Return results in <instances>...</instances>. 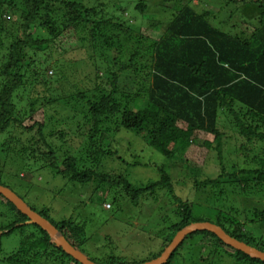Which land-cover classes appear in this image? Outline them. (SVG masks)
Here are the masks:
<instances>
[{"label": "rangeland", "instance_id": "rangeland-1", "mask_svg": "<svg viewBox=\"0 0 264 264\" xmlns=\"http://www.w3.org/2000/svg\"><path fill=\"white\" fill-rule=\"evenodd\" d=\"M75 1H82L97 9L107 7L105 10L109 12L108 16L120 18L121 24L129 26L133 34L124 35L125 39L121 36V46L111 49L107 42L90 37L92 27H79L77 33H65L64 28L69 26L64 9L58 19H53L55 36L50 34L48 29L41 27L40 20L36 26L30 27L26 35H31L35 42L43 44L24 50L26 58L18 72L24 76L25 86L19 90L14 102L18 106V112L24 120L26 119V126H30L35 120L42 121L44 136L38 133V128L27 132L19 126L12 127L0 135L1 148L4 149L3 144L9 145L8 155L0 150V156H6L4 181L15 184V191L31 208L34 206L40 211L45 208L50 210V220L59 223L72 219L79 224H85L83 241L87 250L84 248V251L91 260L105 264L111 254L122 261L139 264L145 262L142 259L164 250L165 241L170 237V225L176 220L175 210L179 206L173 195L167 189H160L154 195L149 193L143 196L140 205L136 207L125 196L123 188L111 191L99 182L86 186L70 183L51 166L47 155L53 150L61 163L65 156L80 158L85 154L84 150L87 153L85 148H88L90 127L84 124V116L89 106L78 94L84 92L89 99H93L101 95L96 88L106 94L111 92V72L119 70L112 61L127 63L134 50H139L142 55L137 59L138 64H147L148 49L154 42L164 41L167 24L173 19V8L178 6L180 1ZM246 1L244 4H234L231 0H193L190 1V6L196 7L199 13L211 11L215 16L211 20L215 27L251 41L252 35L262 24L260 13L254 9L255 4ZM142 2L147 6L144 13L137 9ZM166 6L173 10L167 12L164 9ZM3 12L0 17V28H3L0 35V87L6 80L3 72L8 64L10 47L26 38L21 26L22 13L8 5L3 8ZM136 36L144 37L143 43L137 48L134 45L135 39L128 38ZM131 42L134 43L130 45ZM119 75V88L133 86L134 81L136 82L135 79H129L135 77L134 74ZM118 97L124 100L121 93ZM32 104L36 114L35 120L29 119L28 110ZM147 105H150L148 101L144 103V106ZM229 116V119L223 116L219 124L225 135L222 158L220 159L217 151H210L198 177L193 176L183 162L168 161L163 154L150 147L145 139L135 133L126 130L117 133V125L113 120L101 126V130L106 132V129L110 128L111 132L113 131L110 134L112 136L107 138L106 150H118V153L105 158L99 173L111 175L112 179L123 175L134 187L142 188L160 180L163 174L159 169L164 167L172 179L175 194L193 206V219L198 218L194 223L215 224L219 217L224 220L230 232L238 230L240 234L244 233L250 238L264 237V226L253 218L256 209H264V188L252 187V192V189L246 191V178L240 173L241 169L248 168L253 156H263L264 144H249L239 135L240 131L236 125L230 124L234 116ZM208 139L212 140L213 137L209 136ZM245 143L252 148L251 154L247 156H244L240 149ZM136 153L140 156L136 161L154 167L125 165L123 160L133 161L132 155ZM17 166L20 169L18 178L15 174L19 170H14ZM196 180H215L219 188L197 189ZM252 186L255 184L252 183ZM115 197L118 198L117 201H113ZM14 222L15 216H12L5 201L0 199V227H8ZM31 231V228H26L24 231L17 230L2 236L0 264H7V258L15 253L21 241ZM227 250L232 252L226 247L213 248L206 241L203 242L200 236H196L189 243L185 242L182 251L175 256L171 264H240ZM39 264H69V261L44 256Z\"/></svg>", "mask_w": 264, "mask_h": 264}, {"label": "trees", "instance_id": "trees-1", "mask_svg": "<svg viewBox=\"0 0 264 264\" xmlns=\"http://www.w3.org/2000/svg\"><path fill=\"white\" fill-rule=\"evenodd\" d=\"M178 1L180 3L173 8L174 10L168 6L164 8L167 12L173 10V19L167 24L164 41L154 42L148 49L147 64H138L137 59L142 55L139 50H134L127 63L120 64L112 61L113 65L119 67V70L111 72L109 78L111 92L106 94L96 88L101 95L94 96L93 99H89L84 92L78 94L79 98L86 101L89 106L84 116V124L90 127L87 139L88 148H85L87 153L84 150L85 154L80 158L65 156L61 163L58 162L53 150H50L47 155L51 166L70 183L86 186L99 182L111 191L123 188L125 196L136 207L140 205L143 196L149 193L154 195L160 189H167L173 195L172 197L179 203V206L175 210L176 220L174 218L175 221L170 225V237L165 241L164 250L159 254L142 259L145 262L139 264L159 258L175 236L196 222L198 218L193 219V206L191 207L175 194L172 179L164 167L160 169L156 167L163 174L160 180L142 188L134 187L123 175L112 179L111 175L99 173V168L104 165L105 158L118 153V150H114L115 152L106 150L107 138L113 131L107 128L106 132H103L101 126L113 120L117 125V133L122 130L135 133L145 139L150 147L163 154L168 161L183 162L195 177L199 176L210 151H217L220 159L222 158L225 135L220 130L219 124L223 116L227 119L230 114L234 116L230 124L236 125L240 131L239 135L249 144H264V0H256V3L254 0H249V4L254 3V9L260 13L262 24V27L252 35L251 41L244 39L241 35L229 34L215 27L211 22L215 18L212 12L199 13L196 7L190 6V1L193 0ZM231 2L244 4L247 1L231 0ZM7 5L22 13L23 24L21 26L25 35L30 27L36 26L40 20L42 21L41 27L48 29L50 34L55 36L53 19L60 17L62 9L66 11L69 26L64 28L65 33L71 31L77 33L79 27H92L90 37L107 42V46L111 49L121 46L123 42L121 36L133 34L129 26L121 24L120 18L108 16L109 12L105 10L107 7L92 8L82 1L0 0V17L3 16V8ZM137 9L144 13L147 6L142 2ZM2 32L3 28H0V35ZM128 38L135 39V43H129L130 45L134 43L135 48L144 40V37L139 36ZM42 44V42H35L31 35H26L24 41H18L10 47L8 64L3 72L6 80L0 87V135L5 134L12 127L19 126L27 132L38 128V133L44 136L42 121L38 122L34 117L36 115L34 104L30 105L28 112L29 119H34L35 122L26 126V119L24 120L18 112V106L14 102L19 90L25 86L24 76L18 72L26 58L24 50L37 45L42 46ZM119 73L134 74L135 77L131 75L132 77L128 78L136 80L134 81L135 87L133 85L119 88ZM120 93L124 100L118 97ZM146 101L150 105L144 106ZM209 136L213 139L209 140ZM3 147L4 149L0 146V150L8 155L9 145L3 144ZM240 149L244 156L251 154L252 151L246 143L242 144ZM262 153L263 156L258 154L253 156L248 168L240 171L242 177L246 178L244 189L248 192L251 189V192L254 190L252 187L264 188V149ZM136 158H140L137 153L132 155L133 161L121 159L129 167L153 166L136 161ZM5 159L6 156H0V185L17 193L15 184L4 181L6 178L4 166L7 167ZM16 168L19 171H16L15 177L18 178L20 169L17 166L14 170ZM216 182L215 180L197 181L195 187L200 190L208 187L219 188ZM252 183L255 186H252ZM21 198L24 200L23 197ZM0 199L5 201L12 216H15L14 223L8 227H0L2 236L10 235L17 230L32 229L30 234L21 241L15 253L7 258V264H39L44 256L67 259L69 264H81L52 244L49 234L38 225H26L28 217L18 211L14 204L2 195ZM117 200L118 198L115 197L113 201ZM32 209L48 219L73 247L90 259L84 251L86 249L83 241L85 224H79L72 219L56 223L48 217L50 210L47 208L40 211L32 206ZM254 213V221L264 226V209H256ZM223 221L217 217L215 225L222 227L233 238L264 252L263 236H251L252 239L244 233L240 234L238 230L230 232ZM196 236H200L203 242L206 241L213 248H229L232 252L227 250V253L235 258L237 263L264 264L263 261L250 258L227 246L209 232H196L187 236L166 264H171L175 256L182 251L185 242L189 243ZM1 240L2 237L0 238V256L2 255ZM92 261L99 264L96 260ZM105 264L138 263H128L109 254Z\"/></svg>", "mask_w": 264, "mask_h": 264}, {"label": "water", "instance_id": "water-1", "mask_svg": "<svg viewBox=\"0 0 264 264\" xmlns=\"http://www.w3.org/2000/svg\"><path fill=\"white\" fill-rule=\"evenodd\" d=\"M0 195L14 204L18 211L28 217L29 220L26 222L27 225H38L40 228L46 231L51 238V243L55 244L57 248L62 249L66 254L81 264H98L90 260L83 252L73 247L48 219L34 211L17 193L5 186L0 185ZM196 232L212 233L227 246L248 255L250 258L264 262V252L233 238L218 225L212 224L210 222H201L193 223L181 230L159 258L143 264H166L171 258L172 254L183 243L184 239Z\"/></svg>", "mask_w": 264, "mask_h": 264}, {"label": "clouds", "instance_id": "clouds-1", "mask_svg": "<svg viewBox=\"0 0 264 264\" xmlns=\"http://www.w3.org/2000/svg\"><path fill=\"white\" fill-rule=\"evenodd\" d=\"M25 201V200H24ZM26 202V201H25ZM27 203V202H26ZM26 224V223H25ZM27 225V224H26ZM1 235H0V238L2 237V232L0 233Z\"/></svg>", "mask_w": 264, "mask_h": 264}]
</instances>
